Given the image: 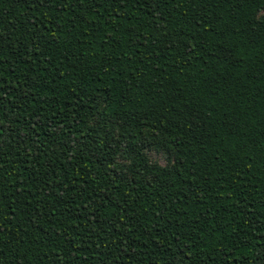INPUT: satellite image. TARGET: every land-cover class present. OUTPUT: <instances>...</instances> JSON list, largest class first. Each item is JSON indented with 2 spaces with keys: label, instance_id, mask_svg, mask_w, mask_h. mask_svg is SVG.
I'll return each instance as SVG.
<instances>
[{
  "label": "trees",
  "instance_id": "16d2710c",
  "mask_svg": "<svg viewBox=\"0 0 264 264\" xmlns=\"http://www.w3.org/2000/svg\"><path fill=\"white\" fill-rule=\"evenodd\" d=\"M0 264H264V0H0Z\"/></svg>",
  "mask_w": 264,
  "mask_h": 264
},
{
  "label": "rangeland",
  "instance_id": "374dc122",
  "mask_svg": "<svg viewBox=\"0 0 264 264\" xmlns=\"http://www.w3.org/2000/svg\"><path fill=\"white\" fill-rule=\"evenodd\" d=\"M145 154L151 162L158 164L159 166L166 165L170 159L168 154L152 146L145 151Z\"/></svg>",
  "mask_w": 264,
  "mask_h": 264
}]
</instances>
